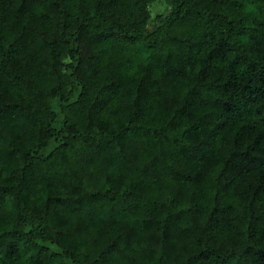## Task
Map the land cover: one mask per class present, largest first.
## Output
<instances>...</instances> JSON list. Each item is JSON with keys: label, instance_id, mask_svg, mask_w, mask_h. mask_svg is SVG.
<instances>
[{"label": "trees", "instance_id": "trees-1", "mask_svg": "<svg viewBox=\"0 0 264 264\" xmlns=\"http://www.w3.org/2000/svg\"><path fill=\"white\" fill-rule=\"evenodd\" d=\"M0 0V264H264V0Z\"/></svg>", "mask_w": 264, "mask_h": 264}, {"label": "rangeland", "instance_id": "rangeland-1", "mask_svg": "<svg viewBox=\"0 0 264 264\" xmlns=\"http://www.w3.org/2000/svg\"><path fill=\"white\" fill-rule=\"evenodd\" d=\"M154 14L158 12H165L168 9V5L165 3L164 0H156L155 3L152 5Z\"/></svg>", "mask_w": 264, "mask_h": 264}]
</instances>
